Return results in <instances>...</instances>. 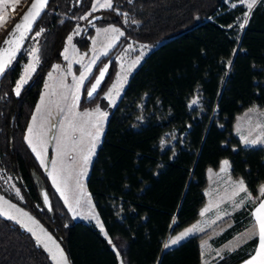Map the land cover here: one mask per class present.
<instances>
[{"label":"trees","instance_id":"1","mask_svg":"<svg viewBox=\"0 0 264 264\" xmlns=\"http://www.w3.org/2000/svg\"><path fill=\"white\" fill-rule=\"evenodd\" d=\"M93 2L52 0L26 45L41 33L40 62L31 81L16 95L14 86L27 62L23 51L0 83V166L20 196L0 191L47 226L73 264H120L110 240L124 242L125 264H201L199 237L171 249L165 244L199 219L207 202L208 170L228 159L232 176L242 179L255 198L236 213L239 227L263 197L264 147L244 146L234 124L246 109H264V0L243 27L247 10L227 0H113L115 11L96 13L103 15L99 24H114L123 32L100 66L131 41L153 47L111 110L87 178L108 237L94 224L73 218L25 140L46 74L61 60L66 39L78 25L89 29L88 36L93 32L88 24L96 15L90 12ZM9 33L0 37V49ZM84 33L75 38L82 50L89 46ZM116 70L115 60L102 92L87 102L91 78L81 108L99 100L107 106L103 95ZM197 92L202 104L190 107ZM170 136L173 141L164 143ZM257 242L255 237L214 264H240ZM0 264L53 263L27 230L0 218Z\"/></svg>","mask_w":264,"mask_h":264},{"label":"rangeland","instance_id":"2","mask_svg":"<svg viewBox=\"0 0 264 264\" xmlns=\"http://www.w3.org/2000/svg\"><path fill=\"white\" fill-rule=\"evenodd\" d=\"M22 1L23 0H0V16L6 15L10 7L16 6ZM227 2L230 5L240 4V0H227ZM100 10L103 9L93 11L91 8L90 12H95L96 14ZM243 25H245L244 22ZM90 27L93 32L89 36L87 35L89 41L88 48L82 50L75 43V38L86 31L85 26L78 25L75 31L69 35L72 37L71 43H69L68 38L66 39L61 54V60L55 62L47 72L41 96L28 124L25 140L31 153L39 161L40 165L47 173L53 187L57 190L61 199L69 208L73 218L77 221L94 224L106 237H108L87 190V178L96 152L101 144L107 122L111 115V110L115 108L120 100L132 74L144 61L153 47L134 41H131L125 46L115 59L117 65L115 79L103 95L107 106H102L99 100L91 106L81 108V103L84 98V89L87 83L93 77L89 83V89L94 77H96L99 69L104 63L101 66L99 64L110 55L122 37V35L118 36L115 32L105 33L103 31L104 29L117 28L122 32V30L114 24H99V22H97L91 24ZM38 33L39 35L36 33L30 44L24 50L27 62L23 65L21 77L17 82L25 76L26 72L28 78L20 91L30 81L40 62L38 42L41 33ZM115 36H118V38L112 39V37ZM66 48L68 50L66 53L68 59H65ZM104 52H106L107 55L102 54ZM97 57L98 59H95V63L92 64L93 59ZM29 65H33V70H29ZM56 65H60V68L56 69ZM87 65H91V72L79 88V100L73 101L72 97L76 92L78 78L84 73L85 66ZM98 66L99 69L96 73ZM74 77L76 78L75 80ZM16 86L17 83L14 87V91ZM65 97H67V99H65ZM73 103L76 104V107L72 108L70 112L69 109ZM201 104L202 98L197 92L190 101V107H200ZM38 108H40L39 112L37 111ZM61 108L64 110L60 111ZM84 113H91V116H84ZM101 113H106V116H102ZM73 114L77 116V124L82 125L84 128L83 136L79 131L70 133L71 139L78 141L74 146L75 151L71 150L72 145L63 135L65 131H68L66 128L68 120H66L65 117L71 119ZM34 116L36 117L35 125L33 124ZM44 120H47L46 131L43 136L44 142L40 143L38 142L36 133ZM29 127H33L34 129L31 136L28 133ZM234 134L240 138L244 146L264 147V109L259 106H252L238 115L234 124ZM244 138H247L249 141L257 140L260 142L246 145L244 143ZM29 139L32 140V144H29ZM173 139L174 137L170 136V139L164 143L169 144ZM33 147L36 148L35 152L33 151ZM37 153H40V155L38 156ZM85 157H87V159H85ZM41 159L44 161L43 164L41 163ZM226 160L229 161L228 159ZM53 162H55V167L53 166ZM61 168H63L62 173L60 171ZM222 168L224 169L223 171ZM65 178H67V184L64 182ZM219 180L233 182V184L227 185L229 186L228 188H217L216 182ZM239 180L242 179L232 176L231 165L225 168L223 162L219 169L210 171V187L207 192L208 203L204 208V210L207 208L208 211L205 212L203 210L202 221L203 219H207L208 216L218 217L219 219L223 217L224 214L231 215L234 210L237 211L246 206L249 202L254 201L255 198L252 195V199L249 200L245 194H242L243 192L239 191L236 184ZM0 187L3 188L5 192L17 194L18 187L12 177L7 174L1 166ZM220 191L224 192L221 193ZM17 195L20 196V191ZM237 196L239 197L237 198ZM232 197H236L237 201H234ZM241 198H244L243 204H241L240 207H236V204L241 201ZM110 243L119 256L120 264H125L122 257V252L125 248L124 242L122 240H110ZM220 256L221 255H218V253H214L213 260L219 259Z\"/></svg>","mask_w":264,"mask_h":264},{"label":"snow or ice","instance_id":"3","mask_svg":"<svg viewBox=\"0 0 264 264\" xmlns=\"http://www.w3.org/2000/svg\"><path fill=\"white\" fill-rule=\"evenodd\" d=\"M258 2H260V0H240V4L247 10L246 13H245V19H244V23L245 24L247 23L248 15L251 13L252 9L256 6V4ZM47 3H48V0H33V3L30 6L29 11L24 14V16L21 19V22L17 23L14 26L13 30L11 31V33H9L8 37L3 41V44L8 46V47H5L3 49V55H0V74H3L5 69L10 65L12 56L15 55V50L12 49L11 46L13 45V43H15L16 38H17V34H19V39L20 40H22L24 38V33L22 31H20L22 27H25L24 22H27L29 20V16L30 15L33 16V21L32 22H34L35 18L39 17L40 12L43 10V8L47 6ZM232 6L236 7L237 5L233 4ZM98 9H110V10H114V11L116 10L114 5H113V0H95V2L92 5V10L96 11ZM89 15H91V13H89ZM122 15L126 16L127 14L126 13H122ZM86 18L87 17H81V19H86ZM32 22L27 24L25 30H27V31L31 30V23ZM240 26L243 27L244 25L241 24ZM103 31L105 33H107V32H115V33L118 34V36L119 35H123V33L120 32V30L117 29V28L104 29ZM37 35H39V33H37ZM118 36L112 37V39H117ZM71 40H72V37L69 36L68 37L69 43H71ZM109 46H111V45H109ZM67 51L68 50L66 48L65 49V59H68V56L66 55ZM102 54L107 55L106 52H104ZM95 59H98V57L93 59L92 64L95 63ZM28 67H29V70H33V65H29ZM59 68H60V65H56V69H59ZM106 71H107V68L104 67V68L99 70V76L98 77H94L95 83L92 84L90 90H88V92H87L88 97H92L93 94L97 91V88L100 86L101 81L103 80ZM90 72H91V65L85 66L84 73L78 78V81H77V84H76V92L73 94V97H72L73 101H78L79 100V95H78L79 88L83 84V81L85 79H87V76H88V74ZM27 78L28 77H27V72H26L25 76L22 77L19 82H17V86H16V89H15L16 95L20 94V89L27 82ZM75 79L76 78L74 77V80ZM65 99H67V97H65ZM42 103H43V100H42ZM75 107H76V104L73 103V105L71 106L69 111L71 112V109L75 108ZM63 110H64L63 108L60 109V111H63ZM37 111L39 112L40 108H38ZM83 115L84 116H91V113H84ZM101 115L102 116H106V113H101ZM65 119L68 120V123L66 125V128H67L68 131H65L63 133V135L68 139L69 143L72 145L71 150L75 151V147L74 146L78 143V141L72 140L70 133H74L76 131H79V132H81V135L83 136L84 128H83L82 125L77 124V122H76V120H77L76 114H73L71 119H68V117H65ZM35 123H36V117L34 116L33 117V124L35 125ZM46 125H47V120H44L41 123V125H40V129L36 133L38 142H40V143L44 142L43 141V136H44V133L46 131ZM33 131H34L33 127H29L28 133H29L30 136L33 134ZM28 142H29V144H32V140L31 139H29ZM259 142L260 141H257V140L249 141L247 138H244V143L246 145L247 144H256V143H259ZM33 151L34 152L36 151L35 147H33ZM65 154H67V153H65ZM37 155L39 156L40 153H37ZM85 159H87V157H85ZM41 163L42 164L44 163L43 159H41ZM223 165L225 166V168L230 166L229 165V161H227V160L223 161ZM53 166L55 167V162H53ZM223 170L224 169L222 168V171ZM60 171L62 173L63 172V168H61ZM64 182H65V184H67V178H65ZM54 183H55V179H54ZM236 184L238 186L239 191L246 193L247 198L249 200H251L252 199L251 194L247 192V187L244 184V181L243 180H239V181L236 182ZM18 193H19V190L17 189V194ZM259 195L260 196H264V186H261V188L259 190ZM2 199L3 198L0 197V200H2ZM45 199H47L46 196H45ZM243 202H244V198H241V201L238 204H236V207H240L241 204H243ZM5 203H7V202H5ZM8 209L9 210L15 209L18 213H21L22 216L27 217L30 220L32 219L31 217H28L27 213H23L22 210L17 209L16 205H14V204H9L8 205ZM204 211L206 212V211H208V209L206 208ZM254 214L256 216L257 222L259 223V229H260L259 230V248L256 251L255 255L251 259L246 261L245 264H264V201H262L258 205V207H256ZM0 215H8V212L5 209L0 208ZM8 218L9 219H16L15 216H9ZM33 223H35V221H33ZM22 226L27 227L26 225H22ZM28 230L31 231V229H28ZM192 231H194V229H188L187 232H185V233L181 234V236H178L175 239H173L171 241V244H173V245L177 244L181 239L184 238V236L188 235ZM58 247L59 246L57 245V248ZM165 247H168V245H165ZM59 251H60L59 259H57V256L55 254H53L52 259L56 260L57 264H68L67 258L63 255V250L61 249Z\"/></svg>","mask_w":264,"mask_h":264},{"label":"crops","instance_id":"4","mask_svg":"<svg viewBox=\"0 0 264 264\" xmlns=\"http://www.w3.org/2000/svg\"><path fill=\"white\" fill-rule=\"evenodd\" d=\"M211 170H214V169L208 170V185L205 190L207 202L205 206L208 203L207 192L210 187L209 177H210ZM231 183L233 184V182L219 180L216 182V187L217 188H226V187L228 188L229 186L227 185ZM220 192L223 193L224 191L223 192L220 191ZM247 192L249 193L248 189H247ZM242 194L246 195V193L244 192ZM238 197L239 196H237V198ZM232 198L234 199V201L235 200L237 201L236 197H232ZM262 201H264V196L260 198V200L257 201L256 206L253 208V210L250 213L251 218L247 219L244 225L241 226L242 228L239 227V223H237L235 215L245 206L243 208L238 209L237 211L234 210L231 213V215L224 214L223 217L219 219L218 217L208 216L207 219H203L202 221L203 210L205 208L204 206L201 210L199 219L196 222L184 228L179 233L170 236L167 239L165 245H168V247H165V249L174 248L189 238L199 237L201 239L200 240L201 264H214L216 261H218L219 259L223 258L226 255L239 252L240 249L243 248L249 241L257 237L258 242H257V246L253 254L248 259L240 263V264H245L246 261H248L255 255L256 251L259 248V230L260 229H259V223L257 222L256 216L254 213H255L256 207H258V205ZM188 229H194V231L184 236V238L181 239L177 244L175 245L171 244V241L173 239H175L178 236H181V234L187 232ZM214 253H218V255H221L220 258L217 260H213Z\"/></svg>","mask_w":264,"mask_h":264},{"label":"water","instance_id":"5","mask_svg":"<svg viewBox=\"0 0 264 264\" xmlns=\"http://www.w3.org/2000/svg\"><path fill=\"white\" fill-rule=\"evenodd\" d=\"M52 0H48L47 6L43 8V10L40 12L39 17L35 18L34 22L33 21V16H29V20L27 22H24L25 27H22L20 31H22L24 33V38L22 40L19 39V34H17V38L15 43H13V45L11 46L12 49L15 50V55L12 56L11 59V63L10 65L5 69V71L3 72V74H0V83L1 81L4 79V77L7 75V73L12 69V67L15 65V63L18 61L19 57L21 56V54L23 53L28 41L31 39L32 35L34 34L37 26L39 25V23L41 22V20L43 19L50 3ZM33 0L30 2V4L27 6V8L25 9V11L21 14V16L17 19V21L15 22V24L13 25V27L9 30L10 33L13 30L14 26L21 22L22 17L24 16L25 13H27L29 11L30 6L32 5ZM103 19V15L102 14H96L93 15L89 20H88V24L91 25L93 23H97L100 22ZM31 23V30L27 31L26 26L28 23ZM89 29H86L85 31V36L87 35ZM5 47H8L6 45H2L1 49H0V55H3V49ZM116 59V55L111 56L106 63H104L102 65V68L106 67L107 71L104 75L103 80L101 81L100 86L97 88V91L93 94L92 97H88V95H86V101L87 102H91L94 101L102 92L103 87L108 79V77L110 76V72H111V68L113 65V62ZM99 69V70H100ZM99 76V72L96 75V77ZM95 83V79L93 80V82L91 83L94 84ZM91 85L89 87L88 90H90ZM88 92V91H87ZM45 196L47 197V199H45ZM0 197H2L3 199L0 200V208L5 209L8 212V215H0L1 219H5V220H9L11 221L14 225H26L27 227L22 226L25 230H27L30 235L36 240L38 241V243L40 244V246L44 249V251L48 254L50 260L52 261L53 264H57L56 260L52 259L53 254H55L57 256V259H59V255H60V251L59 250H63V255L67 258V262L68 264H73L71 259L69 258V255L67 254L63 244L59 241V239L54 235V233L47 227L45 226L35 215H33L30 211H28L27 209H25L24 207H22L21 205H19L18 203L10 200L8 197H6L1 191H0ZM44 201L45 204L50 208V200L48 195L44 192ZM7 202V203H5ZM9 204H14L16 205L17 209L22 210L23 213H27L28 217H31L32 219H28L27 217H24L21 215V213H18L15 209H8V205ZM9 216H15L16 219H9ZM19 221V222H18ZM33 221H35V223H33ZM28 229H31V231H29ZM57 245L59 246L57 248Z\"/></svg>","mask_w":264,"mask_h":264},{"label":"built area","instance_id":"6","mask_svg":"<svg viewBox=\"0 0 264 264\" xmlns=\"http://www.w3.org/2000/svg\"><path fill=\"white\" fill-rule=\"evenodd\" d=\"M31 1L32 0H23L18 5L10 7L6 15L0 16V37L13 27L17 19L25 11Z\"/></svg>","mask_w":264,"mask_h":264},{"label":"flooded vegetation","instance_id":"7","mask_svg":"<svg viewBox=\"0 0 264 264\" xmlns=\"http://www.w3.org/2000/svg\"><path fill=\"white\" fill-rule=\"evenodd\" d=\"M21 74H22V73H21ZM34 74H35V73H34ZM33 76H34V75H33ZM33 76H32V77H33ZM20 77H21V76H20ZM31 79H32V78H31ZM31 79H30V81H31ZM17 81H18V80H17ZM30 81H29V82H30ZM29 82H28V83H29ZM16 83H17V82H16ZM28 83H27V84H28ZM27 84H26V85H27ZM15 85H16V84H15ZM26 85H25V86H26ZM25 86H24V87H25ZM14 87H15V86H14ZM24 87L22 88V90L24 89ZM43 87H44V86H43ZM22 90H21V91H22ZM21 91H20V93H21ZM14 92H15V91H14Z\"/></svg>","mask_w":264,"mask_h":264}]
</instances>
